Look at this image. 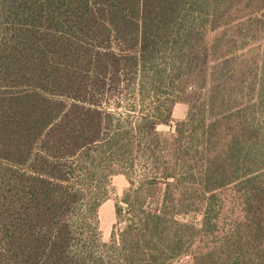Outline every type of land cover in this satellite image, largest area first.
Masks as SVG:
<instances>
[{"label": "trees", "instance_id": "16d2710c", "mask_svg": "<svg viewBox=\"0 0 264 264\" xmlns=\"http://www.w3.org/2000/svg\"><path fill=\"white\" fill-rule=\"evenodd\" d=\"M0 264H264V0H0Z\"/></svg>", "mask_w": 264, "mask_h": 264}, {"label": "rangeland", "instance_id": "374dc122", "mask_svg": "<svg viewBox=\"0 0 264 264\" xmlns=\"http://www.w3.org/2000/svg\"><path fill=\"white\" fill-rule=\"evenodd\" d=\"M187 114V106L185 104H177L174 108V123L171 127L161 126L160 131L162 132H170L174 126L175 122L181 121L185 119ZM129 182L123 175H117L112 179L111 190L108 199L102 204L99 209V220H100V231L102 235V240L104 242H109L113 230V226L116 223V213L115 206L116 203L122 198L125 190L128 188ZM226 201L232 200V197L229 193L225 194ZM228 202V201H227ZM229 204V203H228ZM229 206V205H228ZM240 214L233 207H228L223 215L219 219V227L223 229H227L237 218H239ZM185 222H193L196 224L200 223L201 217L191 215L180 218ZM213 242V238L207 240V244H211Z\"/></svg>", "mask_w": 264, "mask_h": 264}]
</instances>
